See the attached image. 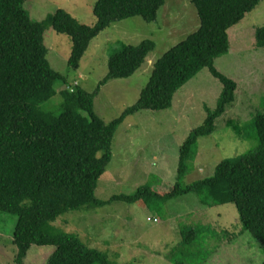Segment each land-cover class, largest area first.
Masks as SVG:
<instances>
[{
	"label": "trees",
	"instance_id": "16d2710c",
	"mask_svg": "<svg viewBox=\"0 0 264 264\" xmlns=\"http://www.w3.org/2000/svg\"><path fill=\"white\" fill-rule=\"evenodd\" d=\"M26 1L0 0V213L17 218L15 262L24 264L31 248L37 246L54 247L46 264H114L106 253L66 233L56 222L70 212L101 209L115 201L134 204L148 195L168 201L193 193L210 208L234 204L243 232L264 248V113L254 119L256 149L221 161L211 178L184 186L181 182L198 139L215 131L217 119L236 99L237 83L215 68V60L229 53L228 31L263 0H191L199 29L155 62L138 101L110 123L96 114L95 98L109 81L132 77L155 50V43L123 45L110 56L107 76L89 93L79 86L69 88L64 76L50 66L45 32L52 28L71 38L68 66L78 70L101 32L128 18L153 23L165 0H97L93 26L81 24L62 9L43 21H33L24 9ZM256 39L264 47V27L257 29ZM204 69L221 82L223 90L215 111L181 146L173 189L159 195L146 185L133 195L113 196L109 201L97 198L119 126L141 111L171 108L174 95ZM57 82L66 86L61 91L60 113L42 109L57 94ZM198 233L184 230L182 243L191 246Z\"/></svg>",
	"mask_w": 264,
	"mask_h": 264
},
{
	"label": "rangeland",
	"instance_id": "374dc122",
	"mask_svg": "<svg viewBox=\"0 0 264 264\" xmlns=\"http://www.w3.org/2000/svg\"><path fill=\"white\" fill-rule=\"evenodd\" d=\"M96 2L27 0L24 9L37 22L62 9L81 24L93 26ZM199 27L191 0H165L155 22L128 18L101 32L78 70L68 66L72 50L68 35L50 28L44 41L48 62L64 76L66 85L89 93L107 76L110 56L123 45L137 46L145 40L155 43V50L132 77L109 81L95 98L96 114L110 123L138 101L155 62ZM262 27L264 0L228 31L229 53L215 60V68L237 83L236 99L217 119L215 131L198 139L183 186L211 178L221 161L239 158L258 146L254 119L264 113V47L258 45L256 31ZM55 89L57 94L42 109L60 113L61 91L66 86L57 82ZM222 90L221 82L204 69L174 95L171 108L128 117L115 134L112 161L98 183L96 197L109 201L113 196L133 195L146 185L159 195L171 191L178 182L181 146L208 113L215 111ZM16 222L15 216L0 213V264H17ZM56 226L106 253L114 264H264V248L243 232L236 206L210 208L193 193L168 201L158 195L145 196L134 204L115 201L101 209L67 213ZM187 229L199 231L191 246L181 240ZM53 251L54 247L33 246L24 264H46Z\"/></svg>",
	"mask_w": 264,
	"mask_h": 264
}]
</instances>
